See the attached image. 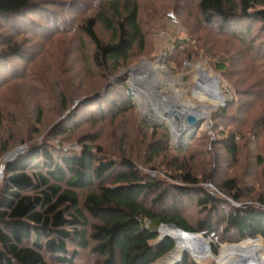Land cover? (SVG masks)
<instances>
[{"label":"trees","instance_id":"1","mask_svg":"<svg viewBox=\"0 0 264 264\" xmlns=\"http://www.w3.org/2000/svg\"><path fill=\"white\" fill-rule=\"evenodd\" d=\"M94 1L96 11L86 17L78 29L94 46L88 64L89 74L105 83L131 63L136 49H144L152 33L145 15H141L143 3L140 0ZM160 1L164 2L166 13L173 10L176 14L186 9L187 2L196 4L200 15H194L196 25L189 22L192 21L190 17L184 21L195 40V43L185 42L192 45L186 52L188 60L196 61L200 57L198 49H203L201 56L209 57L215 69L226 73V59L219 61L215 52L209 54L204 47L205 41L200 39L205 38L207 29L230 36L254 58L264 60V0ZM77 2L0 0V28L4 31L12 27L21 34L44 33L46 26L40 21L39 11L43 14L52 7L51 11L59 15L54 23L74 22L71 8H75ZM67 11L70 16L65 14ZM161 13L164 12L154 7L153 11H148V17L155 18ZM61 16L65 18L60 19ZM101 31L107 36L101 35ZM5 35L0 39V89L26 78V67L35 57L31 48L25 46L27 41ZM183 45L176 46L171 54H185ZM35 76L34 81L42 83L43 79ZM67 84L72 87L70 82ZM71 89L60 86L56 89L58 94H54L50 87L40 90L41 93L34 97L42 100L48 94L53 101L49 104L65 111L68 95L73 92ZM134 101L126 79L117 78L105 93H98L78 105L94 110L83 120L74 121V126L84 122L91 129H98L91 140L81 141L80 151L56 148L48 139H43L41 143L29 142L23 153L12 161H5V178L0 187V264H153L176 245L171 238H166L158 248L151 245L159 237L160 225L175 223L188 232L193 231L185 218V208L191 200H195L199 213L204 214L197 229L209 234L214 232L221 240L229 236L235 242L258 235L264 238V190L243 195L235 178L216 182L213 170L204 172L199 179L186 153L172 157L167 163V169L173 172L171 179L155 177L144 172L135 161L134 145H127L128 130L123 127L114 129L120 141L115 144L117 147L112 146L117 149L116 156H110L95 142L108 129V125L99 126L100 123L130 116L129 113L136 111ZM225 108L221 109L223 117ZM75 117L76 114L63 118L56 136L73 132L75 128L68 126ZM38 131L34 128L35 133ZM165 132L164 139L168 143L169 133ZM9 134L14 135L13 132ZM235 138L233 133L226 145L227 151L234 156L239 153ZM159 142L144 147L148 154L144 163L153 170L161 165L155 160L162 157L164 161L166 157V150ZM0 145L1 153L11 151L9 137ZM258 158L264 178V156ZM204 181L213 183L242 206L235 207L225 197L212 195L203 186ZM214 252L218 253L217 247ZM177 264L200 263L185 253Z\"/></svg>","mask_w":264,"mask_h":264},{"label":"rangeland","instance_id":"2","mask_svg":"<svg viewBox=\"0 0 264 264\" xmlns=\"http://www.w3.org/2000/svg\"><path fill=\"white\" fill-rule=\"evenodd\" d=\"M140 2L143 3L141 15H145L148 20L152 35L148 38L144 49H136L135 57L130 59L131 63L125 65L116 76H111L105 83L103 79L91 77L89 74L88 64L94 46L87 38L80 35V29H78L85 18L96 11L94 0H78L77 4H79L75 8H71L74 12V22L63 20L61 24H56L54 22L59 20V15L58 12L51 11L52 7H49V11H44L43 14L38 10L42 17L40 21L45 22L44 33L21 34V31H14L12 27L5 28L4 31L0 28V39L4 38L1 35L6 33V37L13 36L18 40L27 41L25 46H29L33 55L35 54L26 67L27 77L0 89V142L9 137V150L12 151L21 146H26L27 149V145L31 141L41 143L43 139H48L56 148L80 151L81 141L91 140L97 134L98 129H91L84 122L79 126H74V121L83 120L94 110L92 107L91 109L88 107L79 108L78 105L80 102H87L98 93H105L108 90V85L115 83L117 78H125L126 83L133 91L136 111L129 113L130 116L115 117L114 122L108 120L106 123L104 121L100 123L99 126L108 125V129L106 133L104 132L98 139L96 138L95 142L101 144L107 151L106 153L110 156L117 155V149L112 146L120 144V141L117 135H114V129L123 127L128 130L129 142L127 145H134L133 157L143 167L141 169L144 172L155 177L160 175L169 180L173 172L167 169V163L173 159L172 157L186 153V159L199 179H202L204 172L213 170L216 172V182L220 183L224 179L235 178L244 193L243 195L261 192L264 190V178L258 157L264 156V60L258 59V57L254 58L245 47L230 36L219 35L212 29H207L205 38L200 39L205 41L204 47L209 54L215 52L219 61L226 59V73L223 74L220 70L215 69L209 57L201 56L204 54L203 49H198L200 57L196 61L188 60L186 52L187 49L191 50L192 45L185 42L195 43V40L185 27L184 21L190 17L192 21L189 22L193 26L196 25L194 15L200 16L196 4L187 2L186 9L180 10L176 14L173 10L166 13L163 1L140 0ZM154 7L164 13L150 18L148 11H153ZM65 14L71 15L69 11ZM63 18L65 17H60V19ZM37 19L39 20V17ZM65 22L66 24H64ZM196 28L201 29V27ZM98 29L100 31V28ZM103 34L104 32L101 31V35ZM103 36L106 37L107 34ZM182 44L186 49L184 50L185 54H171L176 46ZM142 62H148L155 68L160 81L161 94L172 97L180 104L199 103V105L210 106L209 115L199 120L190 129L177 133L171 121L160 109H155L153 101L142 89L148 85L150 80L148 74L145 73L147 71L138 70L139 73L132 71L134 67H140ZM201 67L205 68L220 83L222 93L226 97L223 102L217 105L212 99H206L203 102L198 94L199 68ZM35 75L40 77V80L43 79L44 82L42 80V83L34 81ZM66 82H70L72 87ZM60 86L65 89H73V94L68 95L69 103L65 111L64 108L60 109L56 105H50L53 104V101L50 100L51 97L48 94L46 99L42 100L34 97V94L41 93L40 90L50 87L54 89V92L52 91L54 94H58L56 89ZM223 107H226L225 117L221 112ZM74 114L76 117L71 120L68 127L75 128V130L56 136L59 122ZM117 125L118 128H116ZM34 128H38L39 131L35 133ZM165 131L169 133V135L167 134L168 143L164 139ZM11 132L14 133L13 136H10ZM233 133L239 150L238 155L235 156L226 149ZM86 135L90 137L88 138ZM245 137L247 138L245 139ZM127 138L120 137L123 141H127ZM212 140L214 142L210 143ZM157 141H160L159 146L166 150V157L164 161L162 157L156 159L155 161L161 165L157 170H153L144 163L147 161L144 147L153 142L157 143ZM7 153L3 154L0 151V187L5 178L4 163ZM206 182H203V186ZM225 197L231 205H234L230 201L233 199L232 197L226 194ZM195 204V200H191L185 208V218L193 228L190 233L201 234L210 240L213 256L200 262L191 253L185 252L189 257L200 264H216L217 256L223 245L239 244L244 241L255 242L258 257L260 259L264 257V238L261 235L257 236L261 237L260 239L255 237L235 242L229 236H224V239L221 240L214 232L209 234L205 230L197 229L198 221L204 217V214L202 211L199 213L200 209ZM157 239L151 242L154 248H158L160 245L156 243ZM216 247L218 248L217 254L214 252ZM170 252L171 250L156 262L162 259L158 262L161 264V261Z\"/></svg>","mask_w":264,"mask_h":264},{"label":"bare ground","instance_id":"3","mask_svg":"<svg viewBox=\"0 0 264 264\" xmlns=\"http://www.w3.org/2000/svg\"><path fill=\"white\" fill-rule=\"evenodd\" d=\"M146 70V74L150 77L148 85L143 90L146 91L149 98L154 103L155 109H160L167 118L171 121L175 131L181 132L190 129L194 125H189L185 121V117L192 113L198 117V121L209 115L210 106H203L198 104L188 105L180 104L172 97L161 94L159 88V78L156 74L155 68L150 63H143L137 68V72ZM136 72V73H137ZM204 75V81L200 79ZM138 86L140 85L137 84ZM198 94L203 102L206 99H212L217 104L223 102L226 97L223 95L220 88V83L216 81L205 68H199L198 78ZM199 97V96H198ZM202 102V103H203ZM171 108L180 111V120H175L174 114H170ZM157 109V110H158ZM160 233L165 236L172 237L175 242V248L161 261V264H176V262L184 255L185 252L191 253L200 262L205 261L207 258L213 256L210 246V240L206 239L201 234H192L190 232H182L178 229L162 226ZM260 239L261 237H256ZM162 260V259H160ZM158 260L155 264H158ZM216 264H264V257L260 259L255 249L253 242H242L239 244L223 245L220 254L217 256Z\"/></svg>","mask_w":264,"mask_h":264},{"label":"water","instance_id":"4","mask_svg":"<svg viewBox=\"0 0 264 264\" xmlns=\"http://www.w3.org/2000/svg\"><path fill=\"white\" fill-rule=\"evenodd\" d=\"M142 63H143V62H142ZM137 67H138V66L134 67V68L132 69V71H133V72H137V71H136V70H137ZM203 77H204V75H203L202 78L200 79V82L204 81V78H203ZM170 112H171L170 114H174L176 120H180V116H179L180 111L177 112L176 109L171 108ZM185 121H186L189 125H195V124L198 123V117H197L195 114L190 113V114H188V115L185 117ZM25 149H26V146H21V147H18V148H16V149L10 151L9 153L6 154V156H5V161H12V160H14L19 154L23 153V152L25 151ZM162 226H166V227H170V228L178 229L179 231H182V232H188V231L182 229L181 227H179V226H178L177 224H175V223H167V224H162V225H160L159 228H158V230H157L158 232H160V228H161ZM167 237H168V236H165V235H163V234L160 233V235H159V237H158L156 243H157V244H162V243L165 241V239H166ZM169 237H170V236H169ZM171 238H172V237H171ZM172 239H173V238H172ZM182 257H183V256H182ZM182 257L176 262V264L182 260Z\"/></svg>","mask_w":264,"mask_h":264},{"label":"built area","instance_id":"5","mask_svg":"<svg viewBox=\"0 0 264 264\" xmlns=\"http://www.w3.org/2000/svg\"><path fill=\"white\" fill-rule=\"evenodd\" d=\"M204 186L209 190V192L212 194V195H217V196H221V197H225V194L222 193L213 183L211 182H206L204 184ZM226 198V197H225ZM231 203H233L235 207H241L242 206V203H239L237 202L236 200L234 199H230Z\"/></svg>","mask_w":264,"mask_h":264}]
</instances>
